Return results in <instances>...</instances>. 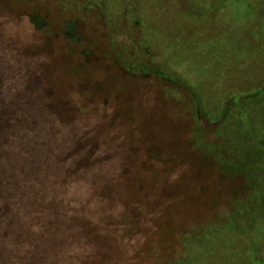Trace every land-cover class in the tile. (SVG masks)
<instances>
[{
  "label": "rangeland",
  "instance_id": "1",
  "mask_svg": "<svg viewBox=\"0 0 264 264\" xmlns=\"http://www.w3.org/2000/svg\"><path fill=\"white\" fill-rule=\"evenodd\" d=\"M71 2L77 8L86 7L83 3L100 6L114 44L131 46L136 42L135 47L145 50L160 73H152L154 85L124 83L128 85L123 87L127 99L123 112L114 97L109 98L106 109L73 112L72 92L70 100L64 94L79 84V76L64 56L69 53L67 47L56 39L55 47L47 44L27 18L19 17L23 0H3L13 9L0 12V84H13L10 93L15 103L24 100L23 109H15L13 116H22L27 122L42 120L46 127L52 122L69 146L80 142L84 153L89 152L85 162L90 166L81 173L84 187L96 197L98 192H107L99 195L101 207L89 212L105 232L89 245L92 257H97L98 264H164L160 249L153 260L148 249L150 237L152 243H160L154 235L161 228L164 206L175 201L193 204L190 220L204 225L218 202L213 223L186 236V247L172 241L170 250L183 257L171 264H264V0ZM54 14L60 25L65 14L60 10ZM98 60L91 61L92 83L99 84L104 78L103 84H112L103 76L109 69ZM45 87L52 88V97L62 103L52 111L45 108L50 102ZM189 89L197 95L200 124L209 138L217 135L231 142L229 164L239 176L236 181L244 185L236 205L226 200L234 195H219V189L204 199L197 198L190 163L173 176L141 152L143 131H161L167 141L179 137L171 114L186 99L183 90ZM167 92L170 97L164 98ZM101 98L99 87L90 91L94 104ZM187 119L184 113L178 121ZM190 123L189 118L180 124L190 127ZM183 130L180 140L186 137ZM138 165L142 177L134 178ZM123 167L127 185L115 186ZM131 182L141 187L137 196ZM67 261L57 258L58 264Z\"/></svg>",
  "mask_w": 264,
  "mask_h": 264
},
{
  "label": "trees",
  "instance_id": "2",
  "mask_svg": "<svg viewBox=\"0 0 264 264\" xmlns=\"http://www.w3.org/2000/svg\"><path fill=\"white\" fill-rule=\"evenodd\" d=\"M23 2L19 17L27 18L34 25L35 34L38 33L47 44L53 46L56 43L54 39L63 42V46L68 49L69 53L64 56L79 76V84L75 85L78 91H75V87L71 91L65 87L68 91H65L64 97L70 100L71 92L73 95V112L74 109L77 113L91 112L93 108L106 109L110 97L118 100V110L123 112L127 107L123 87L128 85L124 83L137 81L139 84L154 85L151 77L160 73L149 55L142 47L137 49L136 42L131 46L114 44L107 34L106 21L100 6L83 3L90 9L77 8L71 0ZM8 9L13 8L0 0V12H7ZM58 10L65 14L60 25L56 24L54 14ZM95 58L109 69L104 71L103 76L112 84H103L104 78L99 84L92 83L90 65L94 64L91 61ZM173 85L177 87L179 84ZM12 87L13 84H0V264H51L57 263V258L60 261L68 260V263L62 262L64 264H98L95 261L97 257H92V251L89 252V245H93L105 232L100 222L92 218L89 212L101 207V196H105L107 192H98L101 195L99 198V195L94 196L93 192L84 187L85 178L83 180L81 173L90 166L85 162L89 158V152L84 153V146L80 142L69 146L67 139L57 133L56 130L59 129L52 122L46 127L42 120L33 118L27 122L22 116L14 117L12 112L23 109L21 106L24 100L19 98V103H22H15L14 96L10 93ZM98 87L102 98L101 102L94 104L90 99V91ZM45 90L50 98L46 110L51 108L52 111L53 106L62 105L61 101L55 100L57 96L52 97V88L45 87ZM182 95L188 99L183 100L171 114V120L175 122L174 132L178 131L179 137H170L167 141L162 138L161 131L154 134L151 129L143 131L139 137L143 145L141 152L147 158L157 161L164 173L173 176L182 165L187 166L190 163V170L194 174L193 190L197 198L204 199L219 189L216 192L219 195H234V198L229 197L226 200L236 205L244 185L236 181L239 176L229 164L232 161L231 142L222 140L217 135L209 138L211 136L200 124L196 93L189 89L183 90ZM174 96L171 94V98ZM168 97L170 94L164 93V98ZM51 99H54L53 104ZM184 113L191 120L190 127L180 124H185L188 119L178 121ZM113 117L114 115L110 117L111 121ZM183 129L186 130V137L180 140ZM205 136L208 138H204ZM134 169V178L142 177L139 165ZM124 172L123 167L115 186L127 185L123 179L127 177ZM137 183L131 182L137 189L136 196L141 190ZM222 189L226 190L221 192ZM99 190L103 191L104 187ZM217 203L213 204V210L206 216L205 226L190 220L195 209L193 204L175 201L165 205L161 228L154 235L160 243H152L150 237V260L156 258L157 249H160L158 253L161 252L160 260L164 264H171L175 259L183 257V254H175L173 249L170 250L172 241L176 240L184 247L186 236L198 233L199 227L206 229L214 221ZM97 212L105 214L104 211ZM59 248L63 250L57 253Z\"/></svg>",
  "mask_w": 264,
  "mask_h": 264
}]
</instances>
